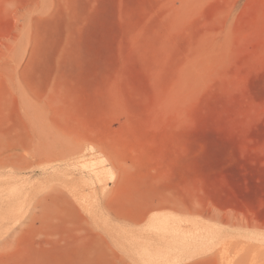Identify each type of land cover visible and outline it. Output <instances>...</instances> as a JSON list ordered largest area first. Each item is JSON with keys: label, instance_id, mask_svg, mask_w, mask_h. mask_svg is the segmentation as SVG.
<instances>
[{"label": "rangeland", "instance_id": "rangeland-1", "mask_svg": "<svg viewBox=\"0 0 264 264\" xmlns=\"http://www.w3.org/2000/svg\"><path fill=\"white\" fill-rule=\"evenodd\" d=\"M0 180V264H264V0H0Z\"/></svg>", "mask_w": 264, "mask_h": 264}, {"label": "bare ground", "instance_id": "bare-ground-1", "mask_svg": "<svg viewBox=\"0 0 264 264\" xmlns=\"http://www.w3.org/2000/svg\"><path fill=\"white\" fill-rule=\"evenodd\" d=\"M1 180H3V179H1ZM1 180H0V181H1ZM1 182H2V181H1ZM1 182H0V183H1ZM3 182H4V180H3ZM1 184H2V183H1ZM2 186H3V185H2ZM1 189L4 190V188H1V187H0V190H1ZM2 192H4V191H2ZM3 194H4V193H2V195H3ZM5 200H6V199H5ZM5 200H4V202H5ZM1 201L3 202V200H1ZM1 201H0V202H1ZM6 201H7V200H6ZM7 202H8V201H7ZM1 204H2V203H1ZM1 204H0V205H1ZM4 206H5V205H3V207H4ZM0 207H1V206H0ZM0 209H1V208H0ZM6 209H7V208H6ZM0 218H1V216H0ZM260 246H261V245H260ZM260 248H261V247H260Z\"/></svg>", "mask_w": 264, "mask_h": 264}]
</instances>
